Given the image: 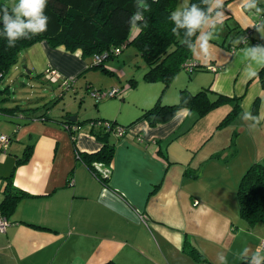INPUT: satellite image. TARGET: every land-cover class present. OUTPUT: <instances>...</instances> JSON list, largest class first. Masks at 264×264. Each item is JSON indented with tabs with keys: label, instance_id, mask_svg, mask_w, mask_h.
Returning <instances> with one entry per match:
<instances>
[{
	"label": "crops",
	"instance_id": "crops-1",
	"mask_svg": "<svg viewBox=\"0 0 264 264\" xmlns=\"http://www.w3.org/2000/svg\"><path fill=\"white\" fill-rule=\"evenodd\" d=\"M232 1H214L215 7L223 6L196 40L191 59L198 70L179 71L166 89L163 83L142 87L135 117L121 125H131L159 99L178 104L184 89L196 94L209 88L240 99V114L221 126L234 110L232 103L203 117L183 109L156 127L146 121L133 124L124 138H110L113 158L103 167L110 173L108 185L77 156L102 149L86 123L97 119L66 108L56 115L17 104L7 108L18 107L8 115L0 107V123L17 126L7 135V152L0 151L14 158L11 167L7 160L8 170L0 171V206L10 179L26 194L7 216L11 226L0 234V264H246L262 255L264 223L248 226L240 214L238 188L245 172L264 161V87L256 77L264 68V39L254 26L256 14L243 28L233 19ZM246 28L251 37L246 38ZM22 52L31 78L42 79L52 69L62 75L56 79L61 82L93 71V61L83 59L80 50L74 54L40 42ZM4 99L2 104L11 97ZM42 115L51 121L28 119ZM69 116H78L75 140L61 125ZM26 128L39 132L21 136ZM28 145L33 150L20 165ZM206 176L212 180L208 191L203 190ZM186 243L206 260L187 253Z\"/></svg>",
	"mask_w": 264,
	"mask_h": 264
},
{
	"label": "trees",
	"instance_id": "trees-1",
	"mask_svg": "<svg viewBox=\"0 0 264 264\" xmlns=\"http://www.w3.org/2000/svg\"><path fill=\"white\" fill-rule=\"evenodd\" d=\"M214 1L190 0L189 6L175 15L176 0H39L22 18H17L14 10L0 1V82L5 81L20 53L40 42H47L52 48L64 47L70 53L80 50L83 56L94 57L93 70L100 68L104 72L110 71L105 63L121 55L127 44L135 47L147 63L148 70L143 80L147 83L161 82L166 89L178 72L187 68L185 64L192 62L196 40L204 24L222 8L223 5L215 7ZM259 23L264 25V19ZM245 33L246 38L251 37L249 30H245ZM118 48H121L120 54L116 53ZM96 56H101L102 61L96 62ZM196 70L198 67L188 72ZM256 77L260 78L264 87V68ZM136 84V80L131 81L132 88ZM9 92V87L3 91L0 89V96L5 97ZM2 100L5 99L1 98L0 102ZM239 102L240 99L216 95L209 88L196 94L184 89L178 104L165 105L159 99L128 126L106 119L87 121L94 137L103 147L99 152L78 153L77 156L104 185H108L109 178H104L97 166L102 165L103 170L104 166L110 164L114 153V147L110 144L112 136L124 138L132 131L133 124L140 121H146L152 127L162 125L183 109L194 110L203 117L222 105L233 103L234 110L221 124L225 126L240 114ZM255 105L256 112L258 102ZM17 108L3 110L11 115L10 111L15 113ZM67 118L71 119L70 116ZM28 119L48 122L51 118L42 115ZM61 125L74 140L77 139V122L67 120L62 121ZM119 128L124 130L123 136L118 135ZM7 138L10 143V138ZM31 150L32 145H28L24 158L19 160L20 165L28 161ZM0 151L7 152L3 147ZM25 196L10 179L0 213L11 216L18 200ZM238 201L241 216L246 221L251 225L264 223V161L253 164L243 175L238 188ZM184 248L196 260H206L189 243ZM106 264L115 263L110 261Z\"/></svg>",
	"mask_w": 264,
	"mask_h": 264
},
{
	"label": "rangeland",
	"instance_id": "rangeland-1",
	"mask_svg": "<svg viewBox=\"0 0 264 264\" xmlns=\"http://www.w3.org/2000/svg\"><path fill=\"white\" fill-rule=\"evenodd\" d=\"M1 1L14 10L17 18H22L39 0ZM189 4L190 0H176L174 14H180ZM228 9H232L233 19L237 22L240 21L242 28L248 25V18H251L254 14H256L257 17V19H254V26L264 19V0H233ZM261 14L262 16H260ZM235 20L231 22L234 23ZM228 23L231 24L230 22ZM212 27H214V30L221 29L219 24H213ZM260 28L261 31L257 34L264 39V25H260L259 23L257 30ZM124 47L125 50L121 55L109 59L105 63L110 69L109 72H104L100 68H98V70L94 69L93 71L81 74L79 77L68 78V85H64V81L60 82L50 75H46V77L41 79L37 74H34V78H31L28 72L29 70L24 68V52H21L17 63L12 65L11 69H9V74L5 81L3 83L0 82V89L2 91L9 87L10 92L5 96L9 95L11 97L8 102L5 101L3 104L0 102V107H6L7 109L19 104L23 108L41 107L39 111L51 108L49 112L56 115L59 114L63 108H66L75 112L74 114L80 113L81 116L84 115L89 119H106L124 125L135 117V112L137 111L135 102L140 97L142 87H149L157 84V88H159L161 85L158 84L161 82L148 84L142 82V76L148 68L147 63L135 47L128 46L127 44L126 46L124 45ZM82 58L85 60L89 59L88 61L90 63L94 61V57L83 56ZM186 71L185 69L181 70V72L187 74L188 71ZM136 79L138 83L132 88L131 81ZM112 90H117V96L115 98H105L99 103H97L92 95L93 91L104 93ZM172 91H174V88H172L171 92ZM1 98L3 99L4 95L0 96V100ZM122 99L124 101H122ZM47 104H49L48 107H46ZM1 114L3 113L0 112V115ZM2 117L7 118L8 116L3 115ZM8 123L7 121L0 123V133L6 134L4 136H9V134L17 128V126H12ZM31 132L38 134L39 130L37 128H26L22 130L20 135H29ZM1 148L2 145L0 142V149ZM2 156H4V158ZM7 160H9L11 167L14 158L2 154L0 157V171L8 170ZM209 183L211 185L212 180L210 177L206 176L203 182V190H209ZM221 183H219V186ZM248 226L251 227V224H248ZM260 253L264 255L262 250Z\"/></svg>",
	"mask_w": 264,
	"mask_h": 264
},
{
	"label": "built area",
	"instance_id": "built-area-1",
	"mask_svg": "<svg viewBox=\"0 0 264 264\" xmlns=\"http://www.w3.org/2000/svg\"><path fill=\"white\" fill-rule=\"evenodd\" d=\"M116 53L120 54L121 53V48H118L116 50ZM95 61L96 62H101L102 61V57L101 56H96ZM185 67H187L185 70L188 71V70H193L195 67H198V65H197V63L192 61V62L186 63ZM210 69L212 71H216L217 70V68H215V67H210ZM47 74H49L51 77H53L55 79H63L61 74H59L58 72H56V71H54L52 69H48L47 70ZM63 84L64 85H68V81L64 80ZM92 95H93V97L95 98V100L97 102H101L105 98L116 97L117 96V90H112L110 92H104V93H101V92L97 91V92H93ZM118 135L119 136H123L124 135V130L119 128ZM0 142H1L2 147L6 150L8 148V146H9V140H8L7 136H4V135L0 136ZM97 168L101 172H103V177L104 178H109L110 173L105 171V170H102V165H98ZM10 226H11L10 219L7 216H5L4 214L0 213V234L6 233ZM260 247H261V250L264 252V237L261 240ZM246 264H264V259H262L260 255H255V256L249 258L247 260Z\"/></svg>",
	"mask_w": 264,
	"mask_h": 264
},
{
	"label": "water",
	"instance_id": "water-1",
	"mask_svg": "<svg viewBox=\"0 0 264 264\" xmlns=\"http://www.w3.org/2000/svg\"><path fill=\"white\" fill-rule=\"evenodd\" d=\"M78 120V116H73V117H71V121H77Z\"/></svg>",
	"mask_w": 264,
	"mask_h": 264
}]
</instances>
